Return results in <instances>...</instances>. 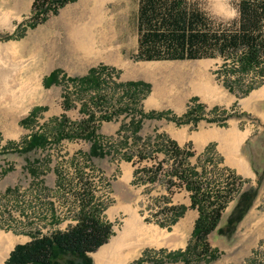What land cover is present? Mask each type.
<instances>
[{"label":"rangeland","instance_id":"obj_1","mask_svg":"<svg viewBox=\"0 0 264 264\" xmlns=\"http://www.w3.org/2000/svg\"><path fill=\"white\" fill-rule=\"evenodd\" d=\"M34 2L0 0V71L5 73V78L13 80L15 93L23 102L20 113L0 104V236L17 240L10 254L17 245L30 242L32 236H51L76 226L82 210L81 196L86 194L88 199L87 193L104 205V220L114 223L115 235L106 245L124 231L130 212L135 213L143 225L158 228L161 232L156 238L152 232H137L128 244L115 251L112 264H133L146 251L159 257L161 250L185 249L189 242L198 212L189 210L171 230L161 227L152 214L159 211L158 204L165 198L171 199L180 191L176 188L177 191L170 196L167 184L162 183L164 179L154 186H134V170L151 166L156 161L149 159L139 165L123 160L121 151L117 153L121 146L122 152L129 150L123 146L126 139L129 144L133 142L129 130L132 114H136L132 113L133 109H128L116 121L98 124L99 142L105 150L111 151V155L103 158L91 156L92 145L85 140L65 139L55 143L53 135L64 116L70 124L85 117L80 112L81 93L77 95V84L69 78H81L92 68H99L105 91L112 100L113 96L119 99L124 95L123 90L114 87L115 84L130 81L151 84V92L142 102V109L146 112L173 109L178 114L175 106L188 98L185 99L188 109L195 106L194 100L197 99L206 106V118L211 119L216 115L209 113L207 108H213L217 103L221 108V121L214 125L227 133L234 129L236 134L233 132V136L237 135V128L251 133L247 145L231 153L236 156L231 159L233 165H237L238 152L248 156L253 179L245 186L257 187L258 179H264V93L262 98L250 99L264 88V76L254 72L242 86L230 82L229 86L237 90L234 93L217 73L225 63L232 67L233 58L226 59L219 54L215 58L185 61V68L179 67V62L141 60L139 0H77L57 14L50 12L46 19L35 17ZM194 3L209 18L215 30H229L239 18L238 0H194ZM54 70H60L61 77L66 80L47 86L45 80ZM222 72L232 73L230 68ZM252 83L259 84L258 88L248 96L238 98V91ZM172 85L174 91L167 93ZM65 94H71L72 108L69 110L65 109ZM159 94L162 102L157 106L154 101L160 98ZM129 100L128 97L125 100L127 108ZM36 108L42 111L33 117L31 114ZM224 110L235 116L222 121L226 116ZM24 120L28 124H24ZM208 123L204 120L194 127L193 136ZM123 126L126 128L122 129ZM170 127L175 131L183 128L166 120H146L140 136L144 139L159 135L168 137L165 130L169 131ZM34 132H44L53 144L23 152L22 148ZM188 147L196 153L189 159L192 165L206 160L198 158L202 152L197 145L194 147L189 143ZM155 156L161 161L169 158L162 152ZM215 158L221 159L216 154ZM220 168L224 166L220 165ZM255 203L258 204L257 216L264 218V183ZM233 207L234 203H231L225 211L222 227ZM183 221L187 228L181 230ZM243 221L232 237L217 232L209 237L212 247L219 251L218 260L211 264H264V220L253 225L254 229L248 227L247 219ZM132 248H137V253L126 260ZM97 252L91 254L95 264H98L94 255ZM10 254L0 264H5Z\"/></svg>","mask_w":264,"mask_h":264},{"label":"trees","instance_id":"obj_2","mask_svg":"<svg viewBox=\"0 0 264 264\" xmlns=\"http://www.w3.org/2000/svg\"><path fill=\"white\" fill-rule=\"evenodd\" d=\"M76 1L35 0L33 6L35 17L46 19L50 12L57 14L60 9ZM238 10L239 18L233 27L219 31L211 26L209 18L198 8L194 0H141L139 58L145 61L201 60L215 58L219 54L226 59L233 58L232 67L225 63L217 73L223 78L224 83L226 82L228 89L235 93L237 90L229 86L230 82L242 86L246 78L254 72L261 77L264 76V0H238ZM229 68L232 73L222 72ZM102 78L99 68L90 69L89 73L81 78H69L77 84V95L81 93L83 102L80 112L85 117L70 124L64 116L53 135L55 143L58 144L65 139L85 140L92 145L91 156L103 158L111 155V151L105 150L99 142L98 124L116 121L128 109H133L132 113L136 114H132L129 124L133 142L129 144L126 139L123 146L129 150L122 152L121 146L117 153L121 151L123 160L139 165L149 159L156 162L151 166L136 168L132 184L154 186L164 179L162 183L167 184L170 196L177 189L188 191L191 198L190 208L198 211V218L185 249L173 252L161 250L159 257L146 251L133 264L179 262L192 264L203 261L211 264L217 261L219 251L212 247L209 237L215 232L226 237L235 234L239 224L253 208L264 179H258L257 187H246L247 180H243L230 169L220 168L221 162L215 158L212 148L198 157L205 158L204 162L201 160L198 165H192L189 159L196 155L195 152L182 149L176 141L165 135L144 139L140 133L146 120H166L177 126L193 123L195 127L203 120L217 123L221 121L219 116L221 109L214 107L212 111L216 116L207 119L206 106L198 103L196 99L195 106L181 116L171 111L146 112L142 109V102L150 94L151 84L144 81L115 84L114 87L123 90L124 95L119 99L113 96L112 100L107 90L105 91ZM64 80L66 78L61 77V71L54 70L45 83L51 86ZM258 86L256 83L249 84L245 89L238 91V98L248 96ZM64 97L65 109L69 110L72 108L71 94H65ZM127 97L130 99L129 108L124 106ZM41 111V108H36L31 116L35 117ZM223 115L226 116L222 121L235 116L226 110L223 111ZM23 123L28 124V121L24 120ZM124 128L126 126L122 129ZM50 144H53L50 136L44 132H34L22 151L44 149ZM161 152L169 158L156 160L155 154ZM165 163H168V166H165ZM31 170L34 173V169ZM87 196L88 199L86 194L81 196L82 210L76 226L51 236H32L30 242L14 248L5 264H95L91 254L105 246L115 235L114 223L104 220V205L89 193ZM165 199L163 203L158 204L160 209L152 216L159 221L161 227L171 230L184 216L187 207L171 206L170 198ZM231 203H234L233 210L222 227L224 213Z\"/></svg>","mask_w":264,"mask_h":264},{"label":"crops","instance_id":"obj_3","mask_svg":"<svg viewBox=\"0 0 264 264\" xmlns=\"http://www.w3.org/2000/svg\"><path fill=\"white\" fill-rule=\"evenodd\" d=\"M140 1L141 0H139V2ZM185 61H193V60H176V61H172V62H179L181 64V65H179V67L185 68L187 66L185 64L183 65V62H185ZM150 62H161V61H150ZM167 91H168L167 93L173 92L174 86L172 85V87L169 90L167 89ZM160 93L163 94L162 92H160ZM161 94H159L160 98H157L156 102L154 101V103L157 106H159L160 103L162 102ZM185 99L187 100L188 98H185ZM185 99L183 102H179L177 104V106H175L178 114L174 113L175 111L173 109L166 110V111H171L172 113H174L178 116L185 114L188 111L187 101ZM217 105L218 104L215 103L213 108L217 107ZM213 108H207L209 110V113L213 114V111H212ZM152 121H157V120H152ZM199 124H200V122H199ZM181 127H183V128L180 131H175V129L173 127H170L169 131L165 130V132L167 133L168 137L171 140L176 141L182 149H187V150H190L192 152H195L194 149H190L188 147V144L192 143L194 147L197 145V147L201 148L202 153L200 155H202L209 148L212 147V151L214 152V154H216L219 158H221L220 160H222L221 161L222 163H220V165H223L224 168H226V169H230L231 171H234L243 180L249 181V180L253 179V170L249 166L248 156L244 152L240 151V154L238 152L237 161H236L237 165H233L232 160H231V159L236 158L235 154L234 153L231 154V153L237 151V148H241V146L247 145V143L249 142L250 137H251L250 131H240V130H238L237 125H236L238 133L236 136H233V132L235 131L234 129L229 130L228 131L229 133H227V132H224L225 130L214 125V123H208V124H204L203 129L198 133V134H201V136H197L198 134L196 136H193V128L195 127L193 123L183 125ZM161 129L159 131H162ZM226 130H228V129H226ZM159 131L156 130V133H160ZM230 132H232V135H229ZM234 134H236V131L234 132ZM235 137L237 138V141L239 139H242L239 144H237V142H234V141H227V140H229V138H235ZM224 145H226L227 147H225ZM230 148L233 150L229 151L228 149H230ZM234 156H235V158H232ZM169 204L171 206H185V207H187V210H186L184 216L187 214V212L189 210H192L190 208V206H191L190 194L186 190H182L180 192L175 193L172 196V198L169 200ZM257 207H258V204L255 203V205L253 206V208L251 209V211L249 212V214L245 218V220L247 219V221H249L248 227H250L251 229H254L253 225L255 226V224H259L261 222V220H264V218L257 216V214H256ZM194 211H196V210H194ZM183 217L180 218V220L183 219ZM248 217H249V220H248ZM250 217H252V219H250ZM197 218H198V216H197ZM185 220H187V219H185ZM256 222H258V223H256ZM194 224H195V222H194ZM186 228H187V226L185 225V222L183 221L181 223L180 229L183 230Z\"/></svg>","mask_w":264,"mask_h":264},{"label":"bare ground","instance_id":"obj_4","mask_svg":"<svg viewBox=\"0 0 264 264\" xmlns=\"http://www.w3.org/2000/svg\"><path fill=\"white\" fill-rule=\"evenodd\" d=\"M5 76H6L5 73H3V71H0V104L16 110L17 113H20L23 109V104H22L23 102H21L22 98L20 100V96H18L15 93V89H14L15 86L13 84V80L7 79L5 78ZM263 93H264V88L261 89V91L254 93L250 99L253 100L255 98H259L262 96L261 94ZM241 140L242 139H239L237 141V138L235 137V138H231L230 141H234L237 142V144H239ZM142 231L144 233L152 232V235L154 236L153 238H156L159 235H161V232L158 228L147 227L143 225L141 219L135 213L130 212L129 218H127L126 220L124 231L121 232L119 236L115 237L110 244L104 246L101 250H99V252L94 254L98 264H110V263L112 264L113 255L115 251L121 250L123 246L128 244L133 239V237L137 232H142ZM16 242H17L16 239H11V238L8 239V237H5L4 235L0 236V263L3 262L9 256L10 251L12 250ZM136 249L132 248L129 250V254L127 255L126 260L131 259L137 253Z\"/></svg>","mask_w":264,"mask_h":264}]
</instances>
